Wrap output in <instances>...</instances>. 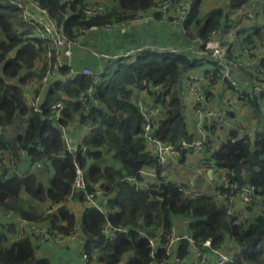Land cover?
I'll use <instances>...</instances> for the list:
<instances>
[{"label":"trees","instance_id":"16d2710c","mask_svg":"<svg viewBox=\"0 0 264 264\" xmlns=\"http://www.w3.org/2000/svg\"><path fill=\"white\" fill-rule=\"evenodd\" d=\"M2 1L0 208L45 225L53 233L68 235L73 232L74 215L67 206L73 180L72 156L58 155L64 153L61 127L76 119L90 129L89 135L83 138L87 150L77 155L88 187L91 189L97 184L102 188L111 208L108 221L112 226L126 227L123 231H116L112 238H106L102 233L104 215L84 207L80 227L86 263L95 260L99 264H119L124 259V264H150L153 259L149 255L148 238L157 232H160L161 241L156 247L154 260L159 261L164 253V235L174 224L173 219L179 217L201 250H204L202 241L208 237L211 245L218 248L232 241L235 244L233 261L227 264H264V128L254 135L252 141L248 135L231 129L228 138L210 153L215 167L231 172L227 174L226 184L250 182L254 186V205L260 206V212L249 219H240L235 213L228 212V206L217 203L212 196L186 193L173 181L161 180L158 188L145 191L136 189L125 180V176L137 173L143 165L155 162L145 150L141 137L142 116L130 100L126 85L155 87L149 91L161 113L156 120L155 135L164 142L178 144L182 139L195 136L189 132L184 118L181 77L202 62L213 64L212 60L208 56L197 57L188 50L160 52L144 49L129 62L118 60V68L112 74L103 70L97 88L102 107L85 109L77 99L90 81L77 74L72 80L57 79L48 86L42 100L43 113H33L23 98V87L35 83V92L39 91L48 43L33 35V25L22 21L11 3ZM85 1L39 0L53 19L63 25L69 37L75 36L73 30L76 26L89 28L131 19L157 0H111L110 9L106 6L107 13L91 17L82 14ZM202 1L191 0L190 11L183 23L189 40H205L226 29L233 22L230 14L249 0H225L223 7L201 13ZM159 16L158 12L154 14V17ZM260 19L262 23L254 27V33L259 40H264V11ZM38 61L41 66H36ZM111 62L106 61V64ZM260 66L259 77L264 78V62ZM212 70L211 83L215 81L213 78H222L218 70ZM249 74L254 76V70ZM12 78L15 83L7 81ZM245 98H249L258 114V97ZM58 100L65 102L66 107L63 116L55 122L48 118L46 111ZM20 149L30 156L29 161L19 155ZM185 152L186 149H181L179 160L183 159ZM10 159L15 168L10 167ZM35 161L41 162L42 166L34 171L28 172L22 165ZM217 189L228 191V187L222 184ZM77 196L82 195L78 193ZM43 204L56 207L47 212ZM13 230L12 224L0 223V264H62L60 260L53 262L48 255L37 258L28 238L8 240L7 233ZM188 250V242L182 239L176 250L177 256L186 257Z\"/></svg>","mask_w":264,"mask_h":264},{"label":"built area","instance_id":"2783aa9c","mask_svg":"<svg viewBox=\"0 0 264 264\" xmlns=\"http://www.w3.org/2000/svg\"><path fill=\"white\" fill-rule=\"evenodd\" d=\"M9 3L14 5L20 11V15L23 21L29 22L33 25V34L47 41L49 49L47 51L48 64L44 69L42 76V83L45 87L52 85L57 79L72 80L77 74H81L89 78L88 86L83 89L81 93L78 94L77 99L83 103L85 109L91 107H102L101 101L98 98L97 88L100 81L102 80V72L100 70H95L90 67H82L81 69H75L72 63V48L78 43L77 34L84 33L87 29L95 28L97 25H92L89 28H84L83 26L74 27L73 33L75 36L69 37L65 32L63 25L58 23L49 14L48 10L42 7L39 0H7ZM174 1L169 0H157L145 10H151L152 14L157 11L167 12L171 7H174L175 17L174 23L181 26L183 32L185 28L183 23L186 19L187 14L190 11L191 0H182L176 6L173 5ZM175 3V2H174ZM256 6L257 13L263 14L264 11V0H249L244 6L243 10L239 14V21L233 22L229 27L223 30L217 31L208 39H196L194 47L186 49L193 53L197 57L208 56L213 62V69H216L221 74V77L227 82L231 87L237 88L238 82L235 79L234 69H250L251 72L254 70V76L248 77V85H244V88L239 87L240 95L242 98L245 96L256 95L258 97L257 101H262L264 104V80H260L261 66L260 64L264 62V49L256 51L255 54L247 59L239 60V54H231L232 46H240L241 38L245 35L240 32L241 26L245 21L252 18V8ZM108 12V8L104 3H87L82 8V14L87 17L95 15H103ZM152 16V15H150ZM114 23H105L102 26L106 29H112ZM236 44V45H233ZM151 49V48H149ZM137 50H141L138 48ZM178 52L180 51L177 47H162L159 48L160 52L164 51ZM249 49L245 48L244 52ZM98 55L97 53H95ZM104 56L105 54H99ZM236 70V71H237ZM214 71V70H213ZM212 74V73H211ZM151 85L144 86L142 88L143 92H149L154 89ZM241 89V90H240ZM190 90L194 93V112L197 115V125L196 133L197 135L189 140L182 139L178 144L171 142H164L155 135V129L157 126V118L154 115L159 111V106L153 105L149 108L140 107V113L142 116V130L141 137L145 145V150H147L152 157L155 159V164L157 166V172L161 171V168L165 166L170 159H179L181 156V149L188 150H199L202 149L208 141V131L210 132V123L208 124V130L204 126L205 117V97L202 94H198L193 87ZM27 99V104L29 109L33 113H43L44 108L42 106V100L39 96H32ZM25 99V100H26ZM66 105L63 101H56L52 103L49 109L46 111L49 119L57 122L62 116ZM212 116L214 114L210 113ZM26 119V116L23 118ZM212 119V118H211ZM219 121H223L219 118ZM236 128V127H235ZM64 127H61L62 138L64 143V153L58 155V157H65L66 154L72 156V166H73V180L71 184V190L69 193L68 200H81L84 207H90L105 217V223L102 227V233L106 238H112L115 232L118 230H125L124 226H112L108 221L107 216L111 211L108 204V196L104 193L102 188L98 186H93L91 189L88 187L84 168L78 159V154L84 153L87 150V146L83 143L75 142L68 134L63 132ZM234 129V128H232ZM237 130V128L235 129ZM1 152V150H0ZM19 155L26 158L27 161L30 160V156L26 155L23 150H19ZM11 168H15V163L12 159L9 160ZM27 171L37 170L42 166L41 162H26ZM208 168L214 166L212 157L210 156L206 163L204 164ZM220 168V167H218ZM211 169V168H209ZM224 169V168H220ZM227 170V169H226ZM228 171V170H227ZM231 173L230 171H228ZM146 174L144 169H139L137 173L125 176V180L133 184V186L138 190H149L151 188H158L161 185V181L154 183L152 187L151 183H148L145 179L141 178L142 175ZM219 184L228 187L226 193L230 195H238L243 203L254 204L256 199L254 193V186L250 182H242L240 184L236 182H231L229 185L226 181H221ZM179 185V184H178ZM180 189L183 190L181 186ZM80 193L82 196L79 198L77 194ZM200 194V193H198ZM56 206H51L47 209V212H51ZM228 212H231L228 210ZM2 217L4 222L0 220V223H10L13 225V232H9V240L14 241L24 238H35L36 244L40 247L36 250V257L43 259L44 256L41 254V249L43 245L52 237L58 239L57 235L51 233L45 226H42L36 221L25 219L11 211L4 210ZM74 231V229H73ZM73 233V232H72ZM8 236V233H7ZM185 239L188 242V248L190 253L197 258L196 263L208 264L207 253L202 251L198 247L194 240L188 233H180L172 225L169 230L166 231L164 235V253L163 258L159 261L154 260V254L157 245L161 241L160 232L148 238V247L150 249L149 255L152 257L150 264H163L169 257H175L178 259L176 254L179 242ZM202 247L207 248L209 253L214 256V261L209 264H227L233 261V253L228 249L224 250L218 247H213L211 245V239L205 238L202 241ZM83 260L86 262V255H82Z\"/></svg>","mask_w":264,"mask_h":264},{"label":"crops","instance_id":"0c3cea01","mask_svg":"<svg viewBox=\"0 0 264 264\" xmlns=\"http://www.w3.org/2000/svg\"><path fill=\"white\" fill-rule=\"evenodd\" d=\"M172 1L176 2V0ZM208 1L211 0L202 1L201 13H204L211 8L219 7L217 1L213 3ZM97 2L104 3L109 9L112 6L111 0H86L85 4ZM238 10L240 9L235 10V12ZM18 12L19 17L22 20L20 11L18 10ZM157 12L160 13L158 18L154 17V14ZM157 12L152 14L151 10L141 11L137 16L131 19L118 22L112 21L111 23H114L112 29H106L102 25H97L95 28L87 29L84 33H81L78 36V43L72 48V63L74 68L81 69L82 67H90L95 70H100L102 73L103 70H105L106 73L112 74L118 68V60L129 62L134 58L136 53L141 52L144 49L151 48L154 51H157L161 47L173 46L177 47L180 51H183L194 47L196 39L189 40L185 36V32H183L180 25L169 22L170 17L165 13ZM260 15V13H257L259 21H261ZM250 20L251 19L247 20V22H245L240 28V32L245 35L244 38L240 39V46H232L230 49L231 54L237 53L239 56H244L245 59L249 58L251 54H255L256 51L258 52L261 49H264V47L261 46L262 41L259 40L254 33V27L250 26ZM138 48L141 50H137ZM245 48H248L252 53L249 50L244 52ZM101 53L105 55H99ZM106 61H112L110 63L111 65L109 64V66L106 64ZM39 62L40 61L37 63ZM42 66L44 67L43 62ZM212 68V63L202 62V64L197 67L189 69L183 73L181 77L180 94L183 100L184 118L189 132L196 136L197 115L194 112V93L190 90V87H193L198 94H202L206 99L205 122L203 124L207 130L210 119L212 118V115L209 114V112L212 114H215L216 112L223 113L226 115L225 121L222 124L213 126L210 129V132L208 131V141L202 149L188 150L185 152L182 160H179L180 158L170 159L168 163L161 168V171L158 172L155 163L143 165L142 169L146 171V174L142 175L141 178L151 184L161 180L165 182L173 181L179 184L184 192L212 196L217 203H224L228 206L227 210L235 213L240 219H249L251 216L260 212V206L243 203L238 195H230L229 193L227 194L225 190L217 189V186L221 181H226L228 171L213 166H210L209 168L211 169H209L204 164L210 157V153L214 149H217L221 143L228 138L230 130L237 121L238 115H241L240 118L246 121H252L251 117L252 115L254 116V114L259 118V122H254L252 128L243 126V123L238 121L240 126L245 128L244 130L242 129V131L248 135L250 140H252L253 136L251 135V132L257 129L262 130L264 128V104L262 101H258L259 108L257 114L251 106L248 100L249 98L246 99L244 97V101H240L238 98L240 91L237 88L241 87L242 89L244 88V85H248L247 79L250 76V74H245L243 71L250 73V69L232 70L235 71L234 76L238 82L237 88H234L229 86L223 78H213L215 81L211 83V73H213ZM7 81L15 83V79L13 78L7 79ZM36 86L37 85L33 83L23 87V98H30L33 96L31 95L32 93H39L38 96L43 100L48 87L42 86L44 88H39L40 90L35 92ZM126 88L129 90L130 100L136 104L139 111L140 107L149 108L156 105L149 92L142 91L143 87L139 88L136 86L133 87V85H126ZM242 110L243 112H240ZM243 113H246V115ZM160 114L159 106V111L154 117L158 118ZM63 132L68 134L75 142L83 143V138L89 135L90 129L87 126L81 125L78 120L73 119L69 122V125L64 126ZM22 165L27 168L26 163L23 162ZM94 186L98 185L96 184ZM44 205L45 204H43L42 207L45 208L46 211L53 206L48 205L45 207ZM67 206L74 215L75 223L73 233L71 232L68 235L54 233V235L58 236V239L51 237L43 245L41 254L44 257L47 255L52 257L53 262H59L60 260L62 264H99L95 260L86 263L82 257L80 218L84 210V204L81 200L75 199L68 200ZM3 212L4 210L0 208V220H2V222H4L2 217ZM173 220V226L178 232L186 234V223L179 217H175ZM9 235L10 233H8L7 238H9ZM30 241L36 256V250L40 246L36 244L35 238H31ZM202 249H204L202 251L207 253L208 264L211 261H214V256L209 253L207 248L202 247ZM221 249H229L233 253L235 250V244L232 241H227L222 245ZM188 251L189 254L186 257L179 258L178 256V259H176L171 256L167 258L163 264H195L197 258L190 253V250ZM119 264H124V259Z\"/></svg>","mask_w":264,"mask_h":264},{"label":"rangeland","instance_id":"374dc122","mask_svg":"<svg viewBox=\"0 0 264 264\" xmlns=\"http://www.w3.org/2000/svg\"><path fill=\"white\" fill-rule=\"evenodd\" d=\"M169 1H171V0H169ZM180 1H182V0H176V2L174 3L173 2V5L174 6H176ZM215 1H217V3L219 4V7H223V5H224V1L225 0H211V1H208V2H215ZM4 4H9L7 1H5V0H3L2 1ZM245 4V3H244ZM244 4H243V6H244ZM243 6L242 7H240L239 9L240 10H238L237 12H233L232 14H230V17L233 19L232 21L234 22V21H239L240 19H239V14L241 13V11L243 10ZM253 10H252V18H251V23H250V26L251 27H255V26H257V25H259V24H261V21H259L258 20V17H257V9H256V6H254L253 8H252ZM159 12H161V13H165L168 17H170V20H169V22H171V23H173L174 24V17H175V10H174V7H171L170 8V10H167V12H162V11H159ZM236 13V14H235ZM253 20V21H252ZM249 21V22H250ZM232 22V23H233ZM245 22H247V21H245ZM32 33H33V31H32ZM77 37V36H76ZM78 38V37H77ZM262 41V45L261 46H263L264 47V40H261ZM162 48V47H161ZM48 49H49V46H48V48H47V50H46V52H45V57H44V60H45V63H44V66H45V68L47 67V64H48V57H47V51H48ZM149 50H153V49H149ZM159 51V50H158ZM250 51V50H249ZM251 52V51H250ZM252 53V52H251ZM253 54H251L250 56H252ZM239 60H242V59H245V57L244 56H239V58H238ZM37 66H41V62H39V63H37ZM244 72V71H243ZM245 74H249V73H247V72H244ZM43 76V75H42ZM42 76H41V86H40V88H44L45 86L43 85V83H42ZM264 78L263 77H261L260 76V80H263ZM42 86H44V87H42ZM40 90V89H39ZM31 95H33V96H38L39 95V93H32ZM238 98H239V100L240 101H244V98H242V96L239 94V96H238ZM26 102H27V99H26ZM240 112H243V110L242 111H240ZM246 112V111H245ZM243 114H245L246 115V113H243ZM240 116L241 115H238V118H237V121L234 123V125H233V128L234 129H236L237 128V130H239V132L241 131V134L242 135H244L245 134V132H243L242 131V129L244 130L245 128L243 127H241L240 126V124H239V122L240 123H243V126H246V127H248V128H252V126H253V123L254 122H256V123H258L259 122V118L258 117H256L255 116V114H254V116L252 115V117H251V119H252V121H246V120H242L241 118H240ZM205 118V117H204ZM219 118H222V120L223 121H219ZM225 118H226V115H224L223 113H221V112H216L213 116H212V119H210L211 120V125H210V128H212L213 126H217V125H219V124H222L224 121H225ZM241 119V120H240ZM205 120V119H204ZM239 121V122H238ZM247 123H249V124H247ZM236 127V128H235ZM257 130H259L260 131V129H257ZM257 130H253L252 132H251V135L254 137V135L257 133V132H259V131H257ZM5 133H8V131H6ZM252 141V140H251ZM80 241L82 242V240L80 239ZM87 259V258H86Z\"/></svg>","mask_w":264,"mask_h":264}]
</instances>
